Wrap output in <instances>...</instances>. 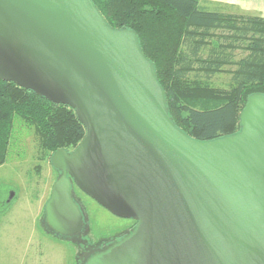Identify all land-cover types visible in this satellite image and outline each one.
I'll return each instance as SVG.
<instances>
[{
    "label": "water",
    "instance_id": "water-1",
    "mask_svg": "<svg viewBox=\"0 0 264 264\" xmlns=\"http://www.w3.org/2000/svg\"><path fill=\"white\" fill-rule=\"evenodd\" d=\"M0 80L71 107L85 127L52 154L49 227L83 230L75 185L137 222L85 264H264V94L249 96L239 132L192 138L137 32L109 25L93 0H0Z\"/></svg>",
    "mask_w": 264,
    "mask_h": 264
},
{
    "label": "trees",
    "instance_id": "trees-1",
    "mask_svg": "<svg viewBox=\"0 0 264 264\" xmlns=\"http://www.w3.org/2000/svg\"><path fill=\"white\" fill-rule=\"evenodd\" d=\"M93 1L109 25L137 32L179 128L200 141L240 131L249 96L264 94L263 16L204 0H102V7ZM236 50L245 56L235 60ZM221 72L232 74L229 90L206 82ZM17 119L32 127L51 153L77 146L86 133L71 107L0 80V164L8 157Z\"/></svg>",
    "mask_w": 264,
    "mask_h": 264
},
{
    "label": "rangeland",
    "instance_id": "rangeland-1",
    "mask_svg": "<svg viewBox=\"0 0 264 264\" xmlns=\"http://www.w3.org/2000/svg\"><path fill=\"white\" fill-rule=\"evenodd\" d=\"M96 2L103 6L102 0ZM245 54L236 50L235 60ZM231 78V73L221 72L206 82L229 90ZM8 151L6 161L0 164V264H85L129 233L134 220L112 214L76 185L74 198L85 216V226L72 237L54 232L45 211L52 187L61 175L51 163L53 153L43 149L35 130L18 119Z\"/></svg>",
    "mask_w": 264,
    "mask_h": 264
},
{
    "label": "crops",
    "instance_id": "crops-1",
    "mask_svg": "<svg viewBox=\"0 0 264 264\" xmlns=\"http://www.w3.org/2000/svg\"><path fill=\"white\" fill-rule=\"evenodd\" d=\"M209 6H222L227 11L252 12L264 17V0H204Z\"/></svg>",
    "mask_w": 264,
    "mask_h": 264
},
{
    "label": "flooded vegetation",
    "instance_id": "flooded-vegetation-1",
    "mask_svg": "<svg viewBox=\"0 0 264 264\" xmlns=\"http://www.w3.org/2000/svg\"><path fill=\"white\" fill-rule=\"evenodd\" d=\"M131 220H132V219H131ZM136 223H137V222L134 220V225L132 226V228H130L129 233L134 229ZM129 233H128V234H129ZM128 234H127V235H128Z\"/></svg>",
    "mask_w": 264,
    "mask_h": 264
}]
</instances>
